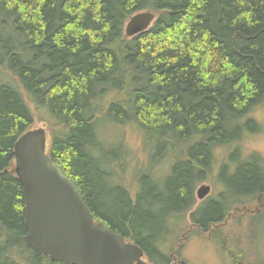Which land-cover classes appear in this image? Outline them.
<instances>
[{"label": "trees", "instance_id": "obj_1", "mask_svg": "<svg viewBox=\"0 0 264 264\" xmlns=\"http://www.w3.org/2000/svg\"><path fill=\"white\" fill-rule=\"evenodd\" d=\"M157 1L158 6L151 0H0V53L17 77L0 81V264H69L51 261L25 241L23 187L11 169L14 142L36 115L48 125L50 156L77 185L95 217L131 238L149 263L169 264L165 243L169 228L177 226L165 221L164 204L178 208L189 199L193 164H176L166 181L152 180L167 193L149 185L144 189L161 203L153 210L141 208V190L133 196L132 188L105 191L102 162L84 148L91 128L83 113L91 118L113 112L108 117L122 122L125 112L112 97L107 108L100 104L94 113L91 84L106 78L116 84L122 74L134 72L142 80L133 104L143 125L160 130L159 135L165 129L181 136L190 129L209 130V140H223L225 115L232 122L264 100V0ZM148 9L157 12L150 30L126 38L130 15ZM121 61L128 69H118ZM114 67L116 75L107 77ZM243 134L240 130L237 139ZM156 148L161 149L158 140ZM189 154L194 165H206L203 143ZM260 159L250 156L236 166L229 184L226 180L229 189L243 193L239 203L264 195ZM211 201L196 212L204 228L222 213L221 204Z\"/></svg>", "mask_w": 264, "mask_h": 264}, {"label": "bare ground", "instance_id": "obj_2", "mask_svg": "<svg viewBox=\"0 0 264 264\" xmlns=\"http://www.w3.org/2000/svg\"><path fill=\"white\" fill-rule=\"evenodd\" d=\"M151 2L155 3L157 6L160 5V2L157 0H151ZM145 11L153 14V19L151 20V22L148 23L144 29H140L138 30V32L132 35H127L126 29H124V36L126 38H130L138 33L140 34L142 32L148 31L153 26V23L157 17V12L149 9L133 13L127 19V22L134 15ZM29 48L32 47L29 46ZM21 50L24 51L27 50V48H21ZM110 50L112 52L114 51L112 48H110ZM117 66L120 70H123L122 68L124 67H128L123 61H121L119 65L117 64ZM11 71L12 68L8 61V57H2L0 53V81L7 80L8 76L10 77L9 81H15L17 77L15 78L11 74ZM116 72V67H114L111 71L106 74V76L113 77L116 75ZM132 74V76L129 74H122V80L117 82L116 84H112L110 79L107 80V78L103 83L93 81L91 87L92 89L94 87V89L93 91H91L92 93L89 92L91 93L90 97L93 100L92 106L94 107V113L97 112L100 104L103 107L107 108L108 101L113 97V102H116L120 106L119 108L125 112V116L123 118L124 120H122V122H120L121 120L118 121L114 120L111 117H108L109 115L113 116V112H106L105 115L99 114L98 116L91 118L89 114L83 113V118H85L86 120L89 119L88 124L91 128L90 142L85 143L84 148L88 150L91 155L94 152L93 156L96 157V159L98 158L102 162V173L99 172V175L100 183L103 186V189L105 191H109V189L116 190L117 188V193L121 192L118 190L123 191L125 189L124 181H126V179L123 174L125 172V169L128 168V158L131 153L126 142L118 138L116 130L113 128L121 127L123 125H130L135 128L137 134L140 137V150L142 148L145 152L150 154L149 161H147L143 169H141L137 173L136 178L134 180L135 188H137V190L139 191L141 190L140 193L142 192V195L140 197L141 208L149 207L151 210H153V207L155 205H161V203L157 202L156 200H152L151 195L146 194L144 189L148 185L152 186L153 189L156 191H165L167 193V190L163 185L153 184V179L157 181H166L169 177L172 176L174 172V166L176 164L190 162L193 164L192 167L194 176L190 186V197L185 204L178 208H168L164 204L166 212L165 221L170 218L177 220L180 217L186 215L189 209L195 208L199 212L211 200V202H215L218 204L220 203L222 211L224 209L226 211L231 204L236 202L239 197L242 196L243 193L241 194L237 191L235 192L227 188V191L222 194V196H210L205 198L204 200H194L192 199L193 191L199 180H205L208 182L215 181L214 183L222 185L226 183V174L228 166H223L217 171H215L214 169V153L217 148L223 147L224 145L232 146L233 150L229 153V161L234 162L235 166L243 162L242 157L236 156V154H239L240 150L238 146H241L242 144V140L237 139L236 134L239 133L240 130L244 132L250 131L251 127L254 126V123L252 121L248 122V116L251 115V113L255 110V106L247 110L244 114H242V116L233 119L232 122L230 120L231 117L228 118V115H225L222 118V127L228 132L226 138L223 140H209V130H206L204 132H198L194 129H190L186 135L181 136L174 130V132H172L168 131V129H165L167 131L159 135V132H161L160 130L156 132L148 128L147 126L143 125L136 117L133 104L136 97L135 90H140V83L142 82V80L134 76H137L136 73L132 72ZM262 97L264 98V92L262 94ZM263 105L264 103H260L261 107ZM83 107L84 108L82 109L84 111L87 107ZM107 127H112V129L105 130V128ZM61 128V123L57 124L56 132L61 131ZM105 132H107L105 136L107 140H104L102 138ZM21 135L18 136L15 142L19 139V137H21ZM114 137L116 138L115 142L111 141V139ZM157 140L161 147L158 152L156 148ZM200 143H203L205 145L208 154V160L206 162V165H203V167L198 164L194 165L196 161L192 160L189 154L191 148L195 144L197 145ZM107 157H113L115 161L110 164L107 161L108 159H106ZM243 160L246 161V158ZM126 196H128L127 198L129 200L131 199L128 194ZM134 201L135 197L132 198V203H134ZM225 211L221 213L220 219L222 218V215L225 213Z\"/></svg>", "mask_w": 264, "mask_h": 264}, {"label": "water", "instance_id": "obj_3", "mask_svg": "<svg viewBox=\"0 0 264 264\" xmlns=\"http://www.w3.org/2000/svg\"><path fill=\"white\" fill-rule=\"evenodd\" d=\"M152 19L147 11L134 15L126 24V34L144 29ZM45 146L41 127L28 130L14 144V170L24 191L27 245L52 261L70 264H146L140 247L93 221L77 187L45 154Z\"/></svg>", "mask_w": 264, "mask_h": 264}, {"label": "rangeland", "instance_id": "obj_4", "mask_svg": "<svg viewBox=\"0 0 264 264\" xmlns=\"http://www.w3.org/2000/svg\"><path fill=\"white\" fill-rule=\"evenodd\" d=\"M251 115L255 118H248L252 119L254 123V126H252L250 129L251 134L241 139L242 144L241 146H238L240 148L239 154H236V156L242 157V161H244L243 159L250 156L254 151L260 153L261 156H264V105L262 107H256ZM39 118L40 116H35V124L41 125L43 121H41ZM260 126L262 131L258 132L257 128ZM109 129H112V127L105 128V130ZM113 129L116 130L118 138L126 142L131 153L128 158V168L125 169L123 175L126 179L124 183L127 184V188H132L134 191L130 193L133 196L137 191L136 188L132 186V183L136 178L137 172L143 169L144 165L147 163V161H149L150 154L145 152L142 148L140 150L141 140L134 127L130 125H123ZM106 134L107 132H105L102 137L104 140H107L105 137ZM49 139L50 137H48V140ZM111 141L115 142L116 138H112ZM232 150L233 148L230 145H224L223 147L217 148L215 150V170H217V168L227 160V157H229V153ZM225 164L228 165L226 177L228 178L227 183L229 184V176H232L235 173L236 166L232 161H228ZM220 168L221 167H219L218 170ZM214 182L215 181L210 182V184H213V189L215 190L217 185H215L216 183ZM228 184L225 183V188L221 190L222 194H224L227 191V188H229L227 186ZM259 202L262 203V205L258 208L261 210L262 207L264 208V196L259 199ZM224 211L225 209L222 211V213ZM231 211H233L231 215H235V217L233 219L227 218L226 223L221 225L220 230L216 231L213 236L206 237L205 239L203 237L196 236L197 231H193L188 235L189 239H186V241L183 243V246L178 250L179 254L181 253V255L187 260V262H185L186 264H235L230 260L232 257L230 254L233 253L240 254L244 257L238 260L240 264H264L263 209V213H253L250 215H245V213H243L240 218V212L238 210ZM257 221L262 222H258V224L261 226L260 228H258ZM184 226L185 225L181 223V227ZM177 232V229L171 230L170 238L165 243V245L171 241V238L176 237ZM219 240L220 243L224 242L222 247L216 245ZM176 243L174 244V247L177 246ZM237 246H239L240 249H237ZM166 247L169 248L170 246L167 245Z\"/></svg>", "mask_w": 264, "mask_h": 264}, {"label": "flooded vegetation", "instance_id": "obj_5", "mask_svg": "<svg viewBox=\"0 0 264 264\" xmlns=\"http://www.w3.org/2000/svg\"><path fill=\"white\" fill-rule=\"evenodd\" d=\"M223 218V217H222ZM222 218H221V220H222ZM221 220H219V221H221Z\"/></svg>", "mask_w": 264, "mask_h": 264}]
</instances>
